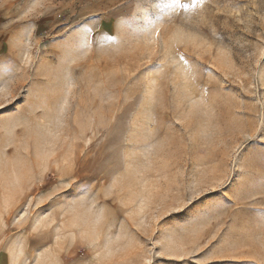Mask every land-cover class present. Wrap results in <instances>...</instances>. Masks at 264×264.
Masks as SVG:
<instances>
[{"label": "rangeland", "instance_id": "374dc122", "mask_svg": "<svg viewBox=\"0 0 264 264\" xmlns=\"http://www.w3.org/2000/svg\"><path fill=\"white\" fill-rule=\"evenodd\" d=\"M0 105V264H264V0H0Z\"/></svg>", "mask_w": 264, "mask_h": 264}, {"label": "snow or ice", "instance_id": "6c2138e0", "mask_svg": "<svg viewBox=\"0 0 264 264\" xmlns=\"http://www.w3.org/2000/svg\"><path fill=\"white\" fill-rule=\"evenodd\" d=\"M178 3V0H172V4L173 5H176ZM193 3H195V0H193ZM179 7H181V8H184V7H187V5H179ZM82 39L84 40V42L86 43L87 42V35L85 34L83 37H82ZM0 107H3V105H0ZM72 193L69 191V192H66L65 193V195H71ZM194 203V202H193ZM164 224H167V221H165L162 225H161V227H163L164 226ZM38 250V249H37ZM153 264H157V262L156 261H154L153 262Z\"/></svg>", "mask_w": 264, "mask_h": 264}]
</instances>
